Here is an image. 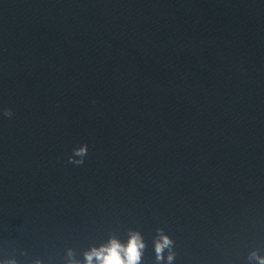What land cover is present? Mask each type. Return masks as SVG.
Segmentation results:
<instances>
[{
    "label": "water",
    "instance_id": "water-1",
    "mask_svg": "<svg viewBox=\"0 0 264 264\" xmlns=\"http://www.w3.org/2000/svg\"><path fill=\"white\" fill-rule=\"evenodd\" d=\"M5 108L0 264L129 229L154 264L157 228L173 264L264 256V0H0Z\"/></svg>",
    "mask_w": 264,
    "mask_h": 264
},
{
    "label": "clouds",
    "instance_id": "clouds-1",
    "mask_svg": "<svg viewBox=\"0 0 264 264\" xmlns=\"http://www.w3.org/2000/svg\"><path fill=\"white\" fill-rule=\"evenodd\" d=\"M0 114L6 118L13 116L12 110L7 108L3 109ZM87 154L88 146L86 144L75 147L68 157V163L75 166L83 165ZM126 237V240L122 241L115 233H110L105 242L99 246H90L88 250L80 253L82 260L77 259L76 252L69 248L66 250L65 264H142L146 244L141 233L129 229L126 232ZM174 245L175 242L165 234L164 230L157 228L152 239L154 264H173L176 258ZM247 260L248 264H252V262L264 264V256L259 255L255 250L248 254ZM2 264H17V261L6 259ZM35 264H40V261L37 260Z\"/></svg>",
    "mask_w": 264,
    "mask_h": 264
}]
</instances>
